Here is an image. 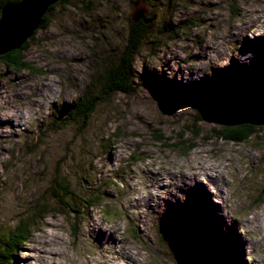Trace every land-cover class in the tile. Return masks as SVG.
I'll list each match as a JSON object with an SVG mask.
<instances>
[{
    "label": "rangeland",
    "instance_id": "1",
    "mask_svg": "<svg viewBox=\"0 0 264 264\" xmlns=\"http://www.w3.org/2000/svg\"><path fill=\"white\" fill-rule=\"evenodd\" d=\"M90 6V14L68 4L53 10L27 41V69L0 59V251L19 215L37 204L55 210L48 189L64 174L78 213L43 217L14 264H45L35 241L52 236L62 244L52 264H99L117 252L114 239L135 255L121 264H182V255L195 264L201 242L215 253L229 242L218 264H264V127L241 144L214 139L191 104L205 94L179 95L216 74L264 69V0ZM141 8L156 15L155 29L133 59L131 91L101 97V69L121 55ZM88 89L102 99L81 128L60 115ZM180 133L187 143L173 147ZM197 163L210 170L192 177ZM82 194L97 204L78 206ZM193 211L208 215L196 227L200 240L164 225Z\"/></svg>",
    "mask_w": 264,
    "mask_h": 264
},
{
    "label": "trees",
    "instance_id": "2",
    "mask_svg": "<svg viewBox=\"0 0 264 264\" xmlns=\"http://www.w3.org/2000/svg\"><path fill=\"white\" fill-rule=\"evenodd\" d=\"M20 0H0V10L1 8L8 3H17ZM94 0H61L57 4L49 7L46 14L43 16L42 21L40 23L39 28L34 32L33 36L39 29H46L49 23L48 17L50 16L51 12L58 7L62 6L63 4H68L73 6V8H80L84 14H90L91 6L90 2ZM144 1V0H143ZM76 2V4H74ZM155 29V26L151 29L148 28L147 25H144L141 21L137 23L131 22L129 20V30L127 34V40L125 42V46L122 49L121 55L118 56L116 60H114L110 64H104L105 66L102 67L99 78L98 84L100 88V94L104 97H109L111 95L121 93L127 94L131 91V87L133 85V72L131 69V65L133 63V59L136 57L141 42L146 34L151 32ZM27 42L23 44V46L16 51H13L9 54L4 55L3 57L0 56V59L6 61V65L23 70L27 69L29 66L23 62L22 54L27 49ZM249 87L257 90L264 91V69L261 71L251 70V71H236L227 72L223 74H216L211 76L207 80H203L197 84H194L193 87L184 89L179 93L184 97H190L192 95H196L199 93H204L206 91H213L216 89H221L224 87ZM197 89V90H196ZM99 98V95L95 92V90L88 89L84 92L76 102H74L70 107L64 108L62 115L65 119H69L75 122H79L81 124V128L86 127L89 119L91 118L92 114L94 113L95 107L97 106L98 102L101 101L102 98ZM200 117L196 116V122H200ZM193 130L191 133V142L194 139H198L197 136L199 135V131L196 132L195 126L193 125ZM258 128L250 126V125H242V126H233V127H218L213 126L210 129V134L213 136L214 139L233 142L235 144L245 143L249 140L252 136L257 133ZM184 133H180L178 138L180 139L173 147L183 146L187 142L182 140ZM211 136V137H212ZM207 139V137L205 138ZM162 138L156 137L155 141L161 142ZM168 147V145H165ZM195 148V145L192 143L186 145L187 150H191ZM91 186V185H89ZM48 193L50 194L47 197V203H52L55 207V210H45L42 204L35 205L30 211L26 212L25 214L19 215L15 219L14 226L8 233V242L2 246L0 251V264H14L16 262V253L18 252L21 246L26 245L30 240L31 235L33 234L36 225L42 220L43 217H46L48 214L52 212H58L60 214L69 215L71 213L77 214L78 211L76 210V194L74 191L71 190L70 184L68 182V178L64 174H60L59 176L55 175L53 178V182L51 187L48 189ZM97 197L89 198L82 194V201L79 202L78 206L81 204H89L90 207L97 204ZM91 202V204H90ZM81 210V209H80ZM70 212V213H69ZM193 213H185L188 215L186 218H177L174 220H165L164 225H168L169 223L175 227H184L185 230L190 234L195 236L197 234L196 240H200V236L198 235V231L196 227L199 222H204L207 224L205 213L202 214L193 211ZM73 214V215H74ZM187 221H190L188 223ZM208 222V221H207ZM208 236V235H207ZM209 238V236H208ZM229 242H226L221 247V252L224 251L226 245ZM204 243L201 242L200 249L197 250L200 256L203 257L202 260L195 261V264H218L220 262L221 252L215 253L213 249L211 250ZM201 250L203 254H201ZM195 257H198L195 254ZM214 257V258H213ZM183 263L182 264H192L190 259L186 255H182Z\"/></svg>",
    "mask_w": 264,
    "mask_h": 264
},
{
    "label": "water",
    "instance_id": "3",
    "mask_svg": "<svg viewBox=\"0 0 264 264\" xmlns=\"http://www.w3.org/2000/svg\"><path fill=\"white\" fill-rule=\"evenodd\" d=\"M60 1L20 0L5 4L0 10V56L19 50L39 28L49 7ZM155 18V14H148L141 8L130 20L133 23L141 21L151 29ZM204 94L206 97L201 101L191 102L201 121L218 127H264V91L229 87Z\"/></svg>",
    "mask_w": 264,
    "mask_h": 264
},
{
    "label": "bare ground",
    "instance_id": "4",
    "mask_svg": "<svg viewBox=\"0 0 264 264\" xmlns=\"http://www.w3.org/2000/svg\"><path fill=\"white\" fill-rule=\"evenodd\" d=\"M136 6L137 5H135V7ZM239 87L243 88L244 86H239ZM227 88L228 87H224L221 89L223 90V89H227ZM206 92H208V91H206ZM189 170H190V175L193 177L195 175H199L201 172L205 173L207 170H210V169H209V166H204V165L197 163L196 165L189 166ZM210 176H211V178L214 179V182L217 181V179H218V178H216L217 174L216 175L211 174ZM219 210H220V208H219ZM247 223L250 224V222H247ZM260 223H261L260 220H257V226L256 227L259 230H261ZM113 231H115V229ZM59 241H60V239L57 238L56 236L49 237L46 241L44 239L35 241L36 245L38 247L37 254L39 257H41V260L43 263L52 264L58 260V256L60 255V253L55 248V246L58 245ZM239 241L241 243H243L242 239H239ZM113 243H114V249L117 248L116 249L117 252H114V254H112L113 257L102 259V261L99 264H121L123 260L129 261L131 258L135 257V255L131 254V252H130L131 250L129 248L123 247L122 242L120 240L114 239ZM59 244H61V242ZM121 256H123V258H121ZM38 260H40V259L38 258Z\"/></svg>",
    "mask_w": 264,
    "mask_h": 264
}]
</instances>
